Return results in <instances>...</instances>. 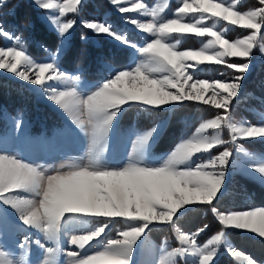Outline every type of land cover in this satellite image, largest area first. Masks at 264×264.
<instances>
[{
	"label": "snow or ice",
	"instance_id": "1",
	"mask_svg": "<svg viewBox=\"0 0 264 264\" xmlns=\"http://www.w3.org/2000/svg\"><path fill=\"white\" fill-rule=\"evenodd\" d=\"M6 2L0 0V6ZM109 2L128 23L150 34L151 39L138 47L107 22L81 21L86 29L111 36L135 48L142 57L134 67L115 70L86 96L74 86L81 76L62 71L55 59L76 24L67 14H78L83 0H34L43 10L55 9L57 13L48 17L61 37V45L51 53V62H37L26 54L21 37L14 36L0 22V37L14 41V46H0V70L43 86L48 99L61 107L88 138L86 162L61 164L51 170L0 152V201L16 209L25 225L43 229L50 236L56 235L66 215L105 218V223L95 230L71 235L69 243L75 250L67 251V264H132L134 245L150 224H171L179 243L165 251L160 264H178V258L190 264L188 257H198V264H214L222 245H228L227 251L241 264H256L229 244L228 230H245L264 238V206L222 211L214 201L221 194L233 158V149L228 145L244 151L238 143L240 139L264 138V124L234 123L231 114L250 69L253 50L258 47L264 54V0H257L261 6L243 11L238 9L239 0H179L173 18L161 15L167 0L154 7L143 0ZM128 13H142L150 19L126 16ZM230 27L246 30L247 34L230 40L226 38ZM189 36L206 42L196 50H180L182 40ZM81 39L86 37L82 35ZM229 58H242L244 62H230ZM205 62L223 65L236 74L227 80L196 78L199 66ZM53 83L63 87H54ZM209 90L211 94L206 98ZM185 101L214 107L217 114L200 123L191 136L181 139L157 163H150L143 155L156 126L136 137L125 163L104 162L113 122L126 106L159 108ZM21 124L22 120L16 121L17 129ZM225 129L230 134L228 140L222 138ZM219 147L223 150L212 155V150ZM204 153L206 160L194 161L196 154ZM252 167L264 177V164ZM21 191L33 193L34 198L18 195ZM187 206H207L221 226L202 244L198 237L208 230L207 224L194 232L176 227L178 213ZM117 218L129 222V226L100 249L88 251L105 232L108 221ZM4 256L0 250V264H12ZM43 264H48L47 258Z\"/></svg>",
	"mask_w": 264,
	"mask_h": 264
},
{
	"label": "trees",
	"instance_id": "2",
	"mask_svg": "<svg viewBox=\"0 0 264 264\" xmlns=\"http://www.w3.org/2000/svg\"><path fill=\"white\" fill-rule=\"evenodd\" d=\"M151 3V0H145ZM255 0H247L239 5V10H243L247 5H253ZM40 11L28 0H7L0 6V22L13 33L19 35L23 41L26 52L34 58L40 59L54 51L59 42V35L54 29L45 25L38 18ZM80 19L96 18L108 20L113 29L117 32L126 30L127 37L131 41L139 42L141 34L129 29L121 22L119 14L110 9L107 0H83L79 9ZM228 38L237 35H245L246 30L235 27L231 29ZM91 34L83 24L76 20L69 44L63 53L58 57L59 67L63 71L70 73H83L91 79L103 78L111 71L106 62L111 63L114 68H123L130 61V50L128 46L117 45L108 40L103 35L94 34L96 42L91 39H81V36ZM93 36V35H92ZM190 38V37H189ZM188 40L183 45H190ZM5 41L0 37V45ZM264 41V40H262ZM197 43L193 40L191 43ZM49 49L48 52L45 49ZM229 61L243 62L241 58H229ZM202 78H227L230 79L233 70L225 68L223 65L211 64L201 70ZM231 114L235 119H249L256 122L258 113L264 112V59L260 60L245 76L242 81L239 96L233 102ZM16 115L23 113L29 123V130L33 132H49L53 127L61 123L59 113L47 103L36 98L35 94L27 83L0 73V130L6 125L5 114ZM217 114L214 107L203 103L185 101L182 104L171 105L169 108H146L140 105H132L122 110L120 124L132 126L134 129L150 128L155 122L166 117L165 123L156 140L155 149L157 152L166 153L171 150L173 144L182 136L190 134L196 124L202 118ZM188 119V121H187ZM247 143L249 148L262 147L264 153V140L254 138L251 140H240ZM215 206L222 210H240L251 206H264V186L244 174L233 172L227 180L221 194L214 201ZM192 214L193 216L187 217ZM180 218L176 225L183 230H192L208 225V230L198 239L205 240L212 233L220 230L215 217L211 214L207 206H188L178 213ZM186 218V219H185ZM171 224L150 226L148 231L153 239L159 240L165 235L172 233ZM235 245L240 246L245 252L252 255L255 260L264 262V239L239 233L235 230H228ZM175 242V240H173ZM214 264H234L232 257L228 254H221L215 259Z\"/></svg>",
	"mask_w": 264,
	"mask_h": 264
},
{
	"label": "rangeland",
	"instance_id": "3",
	"mask_svg": "<svg viewBox=\"0 0 264 264\" xmlns=\"http://www.w3.org/2000/svg\"><path fill=\"white\" fill-rule=\"evenodd\" d=\"M28 1H30L31 4L35 5L37 8L40 9V11L37 13L38 18L42 20L47 27L56 30V27L52 24L51 20L48 19V17L57 14L56 10L55 9L43 10L42 8L37 6L36 3H34V0H28ZM107 1L109 2V0ZM245 1L247 0H239L238 7L240 4L244 3ZM60 2H62V0H60ZM216 2H220V0H216ZM178 3L179 0H167V5L164 11L161 13V15L167 18H173L172 14ZM156 4H165V0H154V2H151L148 5L150 7H154L156 6ZM109 5H110V9H113L115 12L119 14V17L121 18L120 20L124 26L130 29H134L135 32H139L141 34V40L139 42L132 41L134 44H136L139 47V46H143L146 42L150 41L151 39L150 34H147L143 30H139L134 25L128 23L125 19V16H122L116 10V8L112 4H110V2ZM259 6L261 5H259L257 0H255V3L253 5H247V7L243 10H247L249 8L259 7ZM78 7L79 9L81 8V6ZM126 16L134 17L145 21L147 19H150V17H146L142 13L140 14L128 13L126 14ZM67 18H74L75 20H78L80 22L89 19L102 21V19H99L98 17L89 18V19H83V18L80 19L79 13L78 14L69 13L67 14ZM103 21L110 24L108 20L106 21L103 20ZM233 28L235 27L229 28V30L226 33V38H228L227 35H230L229 31ZM73 29L70 30V33L67 34L66 37L64 38L62 51L59 54H57L55 57L56 62L58 57L63 53L66 46L69 44L71 35L73 33ZM89 32L91 34L85 36L86 39H91L93 42H96L94 37V34L96 33H94L92 30H89ZM118 33L126 35L124 31ZM99 35H103L108 40L113 41L117 45L124 46V44L113 39L111 36H108L106 34H99ZM189 37L183 39L181 43L183 45V42L185 40H188L189 38L190 45L188 44L185 46L180 45L179 46L180 50H189V49L196 50L202 47L203 43L206 42L205 39L203 38H196L192 36ZM242 37L243 35H237L236 33H233V36L228 39L233 40ZM193 40H196L198 42V45L196 42L191 43ZM261 42L264 43V41ZM60 45H61V37L59 36V42L57 47H59ZM0 46H4V47L14 46V41L5 38L4 43ZM129 50H130V61L128 62L127 65H125L121 69L134 67L135 64L138 63L139 60L142 58L139 52L135 48L129 47ZM55 51L56 49L53 52L49 51L46 57L35 60L37 62H51V60L53 59L51 53H54ZM262 59H264V54L260 52L258 47L255 48L250 58V69L247 71L245 76H247L250 73V71L253 69V67ZM105 64L110 68L111 71L109 72L108 75H105V77L101 79L99 78L91 79L86 77L83 73L73 74V75L78 74L81 76V79L75 82L74 84V86L77 88L78 92L81 95L86 96L88 92L94 89L100 82L108 79L111 73H113L115 70H120L119 68L115 69L114 66L109 62H106ZM211 64H215V63L205 62L204 64L200 65L199 66L200 70L196 73V78L207 79L209 81L213 80L214 78L211 77L202 78L200 73L202 69H205L207 66H210ZM191 71L192 69H189V72ZM0 73H4L8 76H12L16 79L23 81L21 78L16 77L14 74L9 73L6 70H0ZM216 79L227 80V78H216ZM192 82L193 81H190L189 83ZM25 83H27L28 86L31 88V90L34 92L36 98L47 103L59 113L62 121L60 124L53 127L47 133L41 131L33 132L29 130L28 120L25 118L23 113H20L18 115H10L6 113L5 114L6 125L4 126L3 130H0V152L17 155L18 158L28 163L40 164L45 168H49L50 170L59 167L61 164H68L71 162H86L84 158L86 157V152L88 147L87 135L75 125V123L69 118V115L61 107H59L53 101L48 99L47 93L45 92L43 86H36L30 84L29 82H25ZM52 86L63 87L59 83H53ZM210 94L211 92L209 90V92L205 94L206 98L210 96ZM175 104L176 103H171L169 105H165L161 107L169 108L171 105H175ZM121 113L117 116L116 120L113 122V126L109 133V139H108L109 147L105 155V161H104L106 164L121 165L125 163L127 161L128 155L132 152V145L136 137L140 135L142 132L150 130L153 126L157 127V131L155 132L152 139L144 148L143 155L150 163H157L159 162L160 159L165 157L181 139H185L191 136L195 132V129L199 126L200 123L204 122L207 119L215 118V115L202 118L201 121H199L196 124L194 130H192L190 134L182 136L177 142L173 144L169 152L163 154L162 152H157L155 146H156V140L165 123L166 117H164L161 120H158L150 128H147L146 130L145 129L136 130L133 129L132 126H123L120 124ZM256 119H257L256 122H252L251 120L245 118L235 119V121L233 122L238 124L251 123L259 126L261 124H264V112L258 113ZM17 120H22V124L18 129L16 127ZM207 134L210 135L211 130H209ZM222 138L225 140L230 139V134L227 129H225L222 132ZM258 139L264 140V138H258ZM240 140H251V139H240ZM240 140L238 141V143L240 144V146L243 148L244 151L237 150L235 145H228V147L233 149L234 153H233V158L229 162L227 168L226 179L222 190L224 189L227 180L229 179V177L233 172L244 174L252 179H255L264 186V177H262L261 174L257 173L255 169L252 167V165L264 164V153L261 151L263 146L252 149L246 145L247 143L241 142ZM222 150L223 147L215 148L212 150V155H216L218 154L219 151ZM207 158H208L207 154L204 153V154H196L193 159L196 162H200L206 160ZM18 195L34 198V194L29 192L21 191L20 193H18ZM253 207H257V206H251L240 210H247ZM227 211H232V210H227ZM192 216L193 215L190 214L186 216V218L187 217L191 218ZM103 223H105V218L102 217H93L86 215H66L65 218L62 220L56 235L50 236L48 233L43 231V229H37L36 227L25 225L23 221L20 219V216L16 209L0 201V250H2L5 253L4 256L5 261L12 262V264H43L46 258L48 259V264H67V259H68L66 257L67 251L75 250L73 246H71L69 243L71 235L95 230ZM156 225L158 226L162 224H150L148 228L150 226H156ZM127 226H129V222L119 218L113 221H108V227L106 228L105 232L102 234L100 238L93 241L88 251H95L100 249L101 247H103L104 243L107 240L116 238L118 231L123 230ZM176 227L178 226L176 225ZM148 228L145 230L144 234L137 240L136 244L134 245L133 254H132V264H160V260L163 258L165 251H171L173 247L179 246L178 241L175 239L176 233L174 230H172V233L170 232L168 235L159 237L161 239L156 240L153 239V237L150 235ZM180 229L182 231H185L182 228ZM229 230H235L239 233H243V234L245 233L253 237L261 238L258 236V234H253L249 231L238 230L234 228ZM186 232H194V231L186 230ZM231 238L232 236L228 234V242L231 246H234L237 250L242 251L245 255H248L251 259L256 261V264L262 263L263 260L260 261L255 260L251 254L245 252L242 248H240V246L235 245L234 244L235 241L233 242L232 241L233 239ZM207 239L205 240L198 239V240L202 244L206 242ZM173 240H175V242H173ZM227 247L228 245H222L221 248L218 249V255L221 254L222 252H225L228 255H230V253L227 251ZM49 248L53 249V251L48 252L47 249ZM83 254L84 253L82 252L81 255ZM216 258L217 257H215V259ZM232 258L234 264H241L240 261H237L234 257ZM187 260L190 262V264H198V257H188ZM178 264H184V261L178 258Z\"/></svg>",
	"mask_w": 264,
	"mask_h": 264
},
{
	"label": "bare ground",
	"instance_id": "4",
	"mask_svg": "<svg viewBox=\"0 0 264 264\" xmlns=\"http://www.w3.org/2000/svg\"><path fill=\"white\" fill-rule=\"evenodd\" d=\"M127 28H128V27H127ZM129 29H130V28H129ZM124 32H125V34H126V36H127V32H126V30H125ZM127 64H128V63H127ZM127 64H126V65H127Z\"/></svg>",
	"mask_w": 264,
	"mask_h": 264
}]
</instances>
